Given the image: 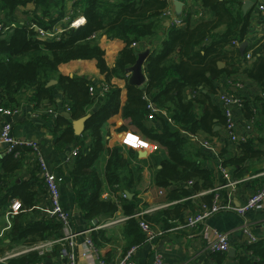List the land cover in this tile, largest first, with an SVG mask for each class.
<instances>
[{
  "label": "trees",
  "instance_id": "16d2710c",
  "mask_svg": "<svg viewBox=\"0 0 264 264\" xmlns=\"http://www.w3.org/2000/svg\"><path fill=\"white\" fill-rule=\"evenodd\" d=\"M29 2H35L37 12L42 14L39 11L42 9L45 15L34 14L31 23L37 22L44 29H52L65 12L62 0H56L54 4L51 0H0L4 22L9 24L14 19L16 9ZM75 3L74 12L83 13L87 21L78 28H66L59 40L40 39L30 27L31 23L13 28L11 36L0 38V99L3 104L9 105L8 109L17 110L14 105L23 92L32 91V99L37 103L47 100L54 102V90L61 88L64 93L63 108L72 117L66 118L62 112L51 109L50 113L55 115V132L61 131L55 139L58 149L73 143L79 146L69 171L75 201L91 223L104 216H113L121 209L122 214L131 217L124 221L128 236L132 239L131 244L138 245L146 241L140 221L132 217L141 210L136 191L140 177H135L129 160L118 147L106 148L103 125L122 110L124 122L119 129L132 132L166 154V159L157 171L156 184L169 188L173 184L183 183L169 191L168 200L185 199L202 190L214 189L212 172L203 168L197 160L195 146H189L193 139L191 135L199 131L218 135L214 129L216 124L226 126V115L212 101L220 79L245 74L256 81L264 92V40L258 41L257 47L249 45L244 51L239 48L250 26V13L243 12V0H202L203 9L211 12L212 19L202 18L191 24L190 13L186 8L184 23L180 26L174 23L168 27L163 22L169 0H77ZM56 9H61L59 18L45 21ZM160 32L164 35L161 36ZM100 33L109 38L122 39L126 43L113 68L107 66L105 52L96 40ZM157 39L160 40L159 46L149 53L145 61L146 84L143 87L127 85L128 100L122 107L121 89L110 83L111 77L126 78V69L134 65L138 58L139 51L135 52L134 45ZM229 46L233 49H228ZM250 50H253L252 60H247ZM89 59L98 61L101 72L106 74L105 82L109 85V91L101 94L100 88L87 77H69L58 73L63 63ZM54 77H57L58 82L48 85ZM91 87L96 88L95 95L91 93ZM206 89L207 92H203ZM232 94L240 96L235 92ZM100 97L102 105L90 113V107ZM149 101L159 109L166 110L180 129L172 130L166 126L159 132L148 127L146 119L149 116ZM245 107L247 103L244 102ZM88 114L91 116L85 123L84 133L90 138L89 143L75 134L72 124L73 120ZM194 143L198 147V142ZM239 146L243 155L229 159L228 163L237 165L259 154L248 140ZM106 149L109 152L106 180L112 192L117 194V201L104 197L103 181L96 166ZM4 154L0 171V210L9 208L13 199L22 202V210L14 216L8 234L11 243L32 246L48 240L54 231H58L57 236L60 237L61 224L54 218L33 220L30 217L38 204L37 187H44L47 191L40 174L39 151L34 147L21 146L18 157L13 153ZM27 164L31 166L28 167L31 175H21L20 182L18 175L14 174ZM190 181L194 183L188 185ZM126 192L131 197L129 194L124 196ZM213 196L212 193L207 195L208 203H212ZM183 206L179 203L176 208L181 209ZM161 212L166 213L160 211L158 214ZM149 214H145L144 220L155 228L153 224L157 220L151 218L154 223L151 222ZM185 216L179 214L176 218L183 222ZM171 225L173 223L167 226ZM92 239L97 243L95 237ZM249 252V255L237 256L238 264H264V238H258L256 243L249 245ZM211 254L221 259L226 253ZM40 261L39 253L33 251L12 258L8 264H37Z\"/></svg>",
  "mask_w": 264,
  "mask_h": 264
},
{
  "label": "crops",
  "instance_id": "0c3cea01",
  "mask_svg": "<svg viewBox=\"0 0 264 264\" xmlns=\"http://www.w3.org/2000/svg\"><path fill=\"white\" fill-rule=\"evenodd\" d=\"M71 1H73V3L77 2V0H69V7L67 10H64L63 16L59 18L60 13L55 11V13L51 12V18L47 17L45 19V21H50V19L59 18L52 29H66L70 25L68 22L69 18L74 20V18L77 19L80 16H84L81 12H74L76 3L71 4ZM178 1H183V5L178 3ZM201 1L202 0H172L169 5V9L173 11V14L170 16L172 18L166 16L163 24L168 27L172 25V21L175 18L184 20L186 8L190 13L191 24L197 23L202 18L212 19L213 16L211 12L207 9H203ZM245 1L247 0H243V2ZM250 1L253 4L248 9L250 13V26L248 27L245 41L248 42L247 46L257 47L256 44L258 41L264 40L263 13L258 10V5L264 3V0ZM27 8H33V6L28 4ZM29 11V9H25L24 7H18L15 11L14 19L10 21L9 24L4 22L5 15L0 11V22L3 21L2 23L6 26H14V28L20 27L29 22ZM160 35H164L163 32H160ZM7 36H11V32H9ZM96 40L105 52L104 59L107 66L113 68L126 43L119 38H109L103 33L97 34ZM159 44L160 40L158 39L149 42L144 41L135 44L134 49L135 52L139 51V53H142L150 47L151 52L157 48ZM227 48L233 49L232 46ZM252 51L253 50H250L248 53H252ZM58 73L69 77H87L97 88L106 81V74L101 72L96 59L72 60L63 63L59 66ZM51 80L58 81L57 77ZM233 82H237L241 86L235 89L236 87ZM110 83L121 89L120 99L121 106L123 107L128 100L127 76L126 78L123 76H113L110 79ZM144 85L139 87H143ZM216 87L217 92L213 95L212 101L214 104L221 107L224 114L225 107L222 101V96L224 94H232L235 92L244 97L247 107L243 108L235 105L230 107L232 119L234 121V129L239 135L246 137V139L252 143L253 150L258 151L259 154L237 165L228 163L227 161L229 159L242 156L243 150L238 144L232 143L227 138L225 125L220 124H216L214 128L215 131L218 132V135L212 136L207 132L199 131L196 134L199 141L198 147H196L197 145L194 143L197 140L194 139H192L189 146H195V152H198L196 157L197 160L203 168L212 172L214 186H224L220 192L221 204L240 208L247 203L253 193L264 186V92L256 81L250 79L245 74L224 77L219 80ZM203 92H207V89ZM54 93V102L47 100L37 103L32 99L34 96L32 91L23 92L17 98L18 103L14 105L18 113L10 118V122L13 125V134L16 139L21 142L36 143L39 148V153L46 158L50 171L58 178L62 179L60 183L61 204L73 218V223L71 225L72 229L79 233L76 238V244L69 250L68 256H66L64 252L66 247L57 244L49 249L47 254L45 253V256L40 257L45 261V264H100L102 261L106 264H116L124 257L130 246L133 245L131 244L132 239L128 236L126 223H124V221L109 225L106 223L111 217L125 218L127 216L122 214L123 212L120 209L113 216H104L98 219V224L103 225V228L91 231L93 225L86 219L84 213L78 207L69 178V171L74 161V158H72L73 148L76 144H70L66 148L60 150L56 146L55 139L61 131L55 132V115L50 113V109L58 112L66 110L63 108L64 93L61 88L57 87ZM0 97L2 96L0 95ZM101 101L100 97L90 107V113L98 110L102 105ZM0 107L7 108L9 105L3 104L0 99ZM197 110L200 111L199 108ZM160 111L161 112H157L153 116H148L146 119V125L148 127H153L159 132L163 131L166 126L170 127L172 130L180 129L176 123L172 122L168 113L166 115L164 114V110L160 109ZM3 119V116L0 114V129ZM250 121H253V125L251 126H249ZM123 122L122 110L108 119L102 127L104 144L106 148L118 147L124 157L129 160L135 177H140V181L136 186V191L140 200V209H148L149 212L151 211L149 214L151 222H153L151 218L157 220L153 225L158 234L154 237L153 242L144 241L138 244V250L135 256L136 264H153V257L156 252L163 257L167 264H238L236 259L238 255H249V245L253 243H249V236L246 234L245 230L246 228L250 229L257 238H264V202L262 207L247 210L243 216L237 214L232 209H228L217 213L207 221V226L217 231L228 233L231 248L236 249L234 257L230 256L227 252L226 254L223 253L225 255H223L221 259L216 258L214 254H211L207 250L206 240H208V238L203 234V226L196 230L182 228L180 226V220L176 218L179 214L185 216L201 209L203 205H210L211 202L208 203L209 201L206 199L209 193L202 194L205 191L202 190L188 198L180 199L181 201L176 199L168 200L169 191L176 189L178 187L177 185H183V183L179 182L173 184L169 188H162L156 184L157 171L161 168V162L166 159V154L158 149L151 152L144 149H133L128 145H124L122 141L124 133L127 131H121L119 129L123 125ZM64 127L65 126H62V128ZM184 135L189 137L188 134ZM77 136L83 137L88 143L90 142V138L84 132L82 135ZM205 140L214 142L211 149H203L201 147V143ZM13 154L16 157L15 153ZM4 156L5 154L0 148V171H2L1 160ZM108 158L109 152L106 149L102 153L96 166L103 181L104 197L117 201V194L112 192L106 180L105 173ZM28 167L31 166L27 164L14 174V176L18 175V179H20L18 181L21 182V175H31V169H28ZM223 169L227 171V175H229L228 178L224 177ZM161 190L163 193H160ZM37 192L38 204L36 205L33 215L30 217H32L33 220L44 219L45 217L51 218L50 212L52 211V204L48 192L44 187H37ZM179 203L184 205L181 209L176 208V205ZM160 211H166V213L164 214L161 212L159 215L158 213ZM13 218L14 216L10 215L8 208L6 210H0V249L2 250H0V255L10 251L27 248V245H22L20 243L12 244L8 237L13 226ZM165 219H168L167 223ZM170 223H173V225L168 227L167 225ZM164 224L165 227L163 226ZM99 232H102L101 235H103V239L102 236L98 234ZM94 233H96L95 236ZM58 234V231H54L48 240H55V238H58ZM93 237H95L97 241V243H94V247L90 246L87 241L88 238L92 239ZM28 253L31 252L25 254Z\"/></svg>",
  "mask_w": 264,
  "mask_h": 264
},
{
  "label": "built area",
  "instance_id": "2783aa9c",
  "mask_svg": "<svg viewBox=\"0 0 264 264\" xmlns=\"http://www.w3.org/2000/svg\"><path fill=\"white\" fill-rule=\"evenodd\" d=\"M172 2L169 1V5ZM178 3L183 5V1H178ZM258 10L263 13L262 21L264 23V3L258 5ZM173 14V11L168 8L166 9L164 16H167L169 18ZM70 25L67 29H70L71 27H79L81 25H84L86 23V18L84 16H80L77 18V20L73 21L69 18ZM176 24L178 26L182 25L184 23L183 19H177L175 18L172 21V24ZM31 28H33L40 39L42 40H59L61 38L62 33L65 31V29H44L40 27V25L37 24V22H33L30 25ZM14 26H6L4 23L0 22V38L7 36L9 32H11V29H13ZM61 30V31H60ZM247 60H252V53H248L246 56ZM240 84H236L235 87H240ZM100 93L103 94L104 92L109 91V85L106 82H103L100 85ZM236 89V88H235ZM91 93L95 95L96 88L91 87ZM222 101L225 107V115L227 117V123H226V136L227 138L234 144H240L243 142H246V137L239 135L235 129H234V121L232 119V113L230 110V107L232 105L244 107L245 100L241 96H237L235 94H229L226 93L222 96ZM148 109H149V116L155 115L157 112H161L160 109L152 102L149 101L148 103ZM17 110H12L4 107H0V114L3 116V122L0 129V148L3 150L4 153H15L16 157L19 156V148L21 146H29L34 147L39 151L38 146L34 142H21L16 139V137L13 134V125L11 122L7 120V118H12L17 114ZM164 114L167 115V111L164 110ZM171 119V118H170ZM173 122V121H172ZM253 125V121H250L249 126ZM191 137L198 141L196 135H191ZM122 143L124 145H128L133 149H144L146 151L154 152L156 151L157 146H155L152 143L146 142L142 140L139 136L133 134L132 132H125ZM199 143V141H198ZM214 142L205 140L201 143V147L203 149H211L213 147ZM79 152V146L76 145L73 148V155L72 158H74ZM39 167L40 171L43 174V178L45 181V186L47 188L48 194L50 196L51 204H52V211L50 212L51 218H54L58 223L61 224V236L56 238L55 240H46L42 241L40 243L34 244L32 246H27V248L20 249V250H14L5 253L3 256H0V264L8 263L9 260L12 258H16L20 255H23L27 252H38L39 255L45 256V253L47 254V251L54 247L57 244L62 245L63 247H66L64 252L65 255L68 256L69 250L72 249L76 244V238L79 235L78 232L74 231L70 225V215L69 213L62 207L61 204V189H60V183L61 180L58 178L52 171H50L46 158L43 157L39 153ZM224 171V177L228 178L229 175H227V171L223 169ZM194 182L190 181L188 182V185H192ZM224 186H217L212 190H206L202 194H208L212 193L213 200L210 205H203L201 209L197 210L194 213H189L185 216L183 222H180V226L182 228H188L196 230L198 228H201L203 226V234L204 236H207L208 240H206L207 250L210 253H227L231 249V243L228 233L217 231L216 229H213L209 226H207V221L217 213L221 211H225L228 209L234 210L237 214L243 216L244 213L247 210L260 208L263 206L264 202V186L259 188L255 193L251 195V197L248 199L247 203L240 207L235 208L228 205H222L221 200V189ZM160 193H163L161 190ZM126 196V193L124 194ZM22 210V202L18 199H13L8 211L10 215L15 216L20 213ZM151 212V211H150ZM148 209L140 210L138 213L133 215L132 217L138 219L140 221V227L146 234V242H153L154 237L158 234L156 229L146 220H144V216L147 213H150ZM131 217H123V218H109L107 221V225L117 223L119 221H125ZM93 229L91 231H96L99 228H103V225L98 224L97 221H92ZM246 234L249 236L248 240L249 243H256L258 241V238L251 232L250 229L245 230ZM206 238V237H205ZM90 246L94 247V242L91 238L87 239ZM138 250V245H134L130 247L123 258H121L116 264H136L135 262V256L136 252ZM37 264H45V261L41 259L40 262ZM100 264H106L104 261H102ZM153 264H167L163 257L156 252L153 257Z\"/></svg>",
  "mask_w": 264,
  "mask_h": 264
},
{
  "label": "water",
  "instance_id": "95a60500",
  "mask_svg": "<svg viewBox=\"0 0 264 264\" xmlns=\"http://www.w3.org/2000/svg\"><path fill=\"white\" fill-rule=\"evenodd\" d=\"M252 2L250 0H247L244 2L243 4V10L245 13H248V9L250 6H252ZM248 45L247 41H244L243 43L240 44V49L241 51H244L246 46ZM150 47H148V49L145 52L139 53L138 54V58L135 62L134 65L128 67L126 69V76L128 78V85H134V86H142L147 82V76L144 70V63L146 61V58L148 57L149 53H150ZM221 67H223V64H220ZM58 81L57 80H51L48 85H52V84H56ZM63 115H65L68 118H71V113L67 112V111H63L62 112ZM91 116V114H88L87 116L80 118L78 120H74L73 121V128L75 130V133L77 135H82L83 132L85 131V123L87 121V119ZM7 120L10 122L11 119L7 118ZM131 197V194L126 192V195ZM62 247V246H61ZM228 254L230 256H235L236 254V249L231 248L228 251Z\"/></svg>",
  "mask_w": 264,
  "mask_h": 264
},
{
  "label": "rangeland",
  "instance_id": "374dc122",
  "mask_svg": "<svg viewBox=\"0 0 264 264\" xmlns=\"http://www.w3.org/2000/svg\"><path fill=\"white\" fill-rule=\"evenodd\" d=\"M55 1L56 0H51V3H55ZM63 1V3H65V9L67 10L68 9V7H69V5H68V1L69 0H62ZM72 3L71 4H75V2L73 3V1H71ZM176 2V1H175ZM28 4H31L32 6H33V8H27V6H28ZM19 7H24L25 9H29L30 11H29V22L28 23H31L33 20H34V14H37V15H40V16H42V14H43V12H42V9H40L39 11L42 13V14H40V13H38L37 11V6H36V3L35 2H29V3H27V4H22V5H20ZM56 12H58V13H60V11H61V9L59 10V9H56L55 10ZM55 11H52V12H54L55 13ZM44 15V14H43ZM45 16V15H44ZM85 17V16H84ZM86 18V17H85ZM75 20H77V19H75L74 18V20L73 21H75ZM87 21V20H86ZM85 25V24H84ZM81 26H83V25H81ZM80 27V26H79ZM71 28H76V27H71ZM78 28V27H77ZM61 31V30H60ZM197 147V146H196ZM70 215V214H69ZM70 225H72V223H73V218L70 216ZM72 227V226H71ZM38 253V252H37Z\"/></svg>",
  "mask_w": 264,
  "mask_h": 264
}]
</instances>
